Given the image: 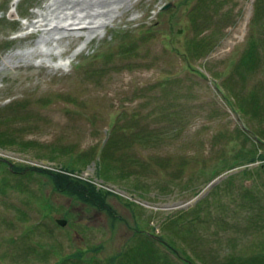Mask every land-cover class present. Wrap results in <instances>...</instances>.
I'll list each match as a JSON object with an SVG mask.
<instances>
[{
    "label": "rangeland",
    "instance_id": "rangeland-1",
    "mask_svg": "<svg viewBox=\"0 0 264 264\" xmlns=\"http://www.w3.org/2000/svg\"><path fill=\"white\" fill-rule=\"evenodd\" d=\"M69 1L0 0V264L264 260V2L74 0L84 30Z\"/></svg>",
    "mask_w": 264,
    "mask_h": 264
},
{
    "label": "trees",
    "instance_id": "trees-1",
    "mask_svg": "<svg viewBox=\"0 0 264 264\" xmlns=\"http://www.w3.org/2000/svg\"><path fill=\"white\" fill-rule=\"evenodd\" d=\"M261 2H264V0H261ZM196 15H197L196 9H192L188 12V16L191 19L196 17ZM204 20H206V19H204ZM192 23L195 24V32H194L195 34L198 32H200V33L204 32L206 29L209 28L207 26L208 23L206 21L200 22L198 24H196L195 21ZM200 33H198V34H200ZM198 38L199 39L197 41L193 40V44H192L191 49H190L188 54L190 56H193V57L195 54V57L197 59H200L201 57L205 56V53H202V51L205 49V44H206V46H208L210 39H209V37L207 39H205L204 36L198 37ZM256 48H257L256 42L252 41L250 46L247 48L243 58H242V63L248 64V65H251L252 63H254V61L257 58ZM198 49H200V55L197 54ZM188 54H186V55H188ZM255 100H256V98L253 99V101H255ZM256 105H257V102H256ZM260 158L264 160V154L257 155L254 153V157L251 159V161L253 162V161H256L257 159H260ZM26 168L31 170V171H35V172H39V173L48 175L54 181L56 191H58L62 194L66 193V194L76 195L80 199H82L83 201L91 203V204L94 203V205H96L94 199L97 200L98 197L101 195L102 191L111 194V192H109V191L99 189L92 182L82 180V179H78V178L74 177L73 176L74 171L69 170L67 168H65V169L61 168L60 170H62V171L57 172V171H50V170H45V169L30 167V166L17 167L14 165L12 167V170H13V172H15L17 174H20ZM18 170H21V171H18ZM31 171L29 174H31ZM108 175H109V173H108ZM100 190H101V192H99ZM169 247H170V245H169ZM178 258L181 259V256L178 255ZM254 259H256V260L246 261V264L253 263V261L262 262L264 264V260L259 261V259H257V258H254ZM188 261H189V259L186 260L185 262L187 264H195L193 261H189V263H188Z\"/></svg>",
    "mask_w": 264,
    "mask_h": 264
},
{
    "label": "bare ground",
    "instance_id": "bare-ground-1",
    "mask_svg": "<svg viewBox=\"0 0 264 264\" xmlns=\"http://www.w3.org/2000/svg\"><path fill=\"white\" fill-rule=\"evenodd\" d=\"M18 0H13L12 2V7H15L17 4ZM80 3L75 2L74 0H70L66 7L64 8L65 12V18L67 22L70 21L68 26H80L84 30H88L93 28L92 25L94 24V20L96 18H99L100 16H103L106 14V11H99V9L104 8V7H99L98 10H96V13H92V8H91V13L90 12H85L84 9L79 8ZM85 12V13H84ZM82 14V16H79L78 14ZM43 21V20H42ZM39 22H36L31 25V27L38 28V27H44L45 24H39ZM7 61H4L3 64H5Z\"/></svg>",
    "mask_w": 264,
    "mask_h": 264
},
{
    "label": "water",
    "instance_id": "water-1",
    "mask_svg": "<svg viewBox=\"0 0 264 264\" xmlns=\"http://www.w3.org/2000/svg\"><path fill=\"white\" fill-rule=\"evenodd\" d=\"M170 7V4L166 5L164 7V10L168 9ZM56 223L59 224L60 226H65L66 221L65 220H56Z\"/></svg>",
    "mask_w": 264,
    "mask_h": 264
}]
</instances>
